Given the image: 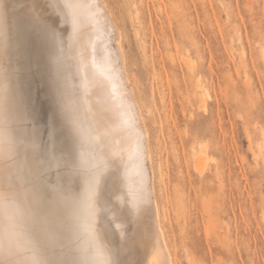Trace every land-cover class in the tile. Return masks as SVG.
Instances as JSON below:
<instances>
[{
  "label": "bare ground",
  "instance_id": "bare-ground-1",
  "mask_svg": "<svg viewBox=\"0 0 264 264\" xmlns=\"http://www.w3.org/2000/svg\"><path fill=\"white\" fill-rule=\"evenodd\" d=\"M31 1L0 0L13 39L23 38L0 65L20 97L16 195L7 209L13 259L175 264L122 30L104 0H42V9ZM207 160L194 153L200 175ZM4 218L0 204V261Z\"/></svg>",
  "mask_w": 264,
  "mask_h": 264
},
{
  "label": "rangeland",
  "instance_id": "rangeland-1",
  "mask_svg": "<svg viewBox=\"0 0 264 264\" xmlns=\"http://www.w3.org/2000/svg\"><path fill=\"white\" fill-rule=\"evenodd\" d=\"M104 1L149 129L175 264H264V0Z\"/></svg>",
  "mask_w": 264,
  "mask_h": 264
},
{
  "label": "snow or ice",
  "instance_id": "snow-or-ice-1",
  "mask_svg": "<svg viewBox=\"0 0 264 264\" xmlns=\"http://www.w3.org/2000/svg\"><path fill=\"white\" fill-rule=\"evenodd\" d=\"M42 31L51 32L47 24L42 25ZM23 44V38L18 33L13 39L7 17H0V65H6L14 52H18ZM20 109V97L17 89L12 85L11 77L0 72V204L5 209L4 218V252L0 264H61L58 261H43L36 258L25 260L13 259L16 255L11 243L9 229L10 217L7 209L12 205L16 193L14 181L19 169L17 160L19 141L16 137L15 122Z\"/></svg>",
  "mask_w": 264,
  "mask_h": 264
}]
</instances>
